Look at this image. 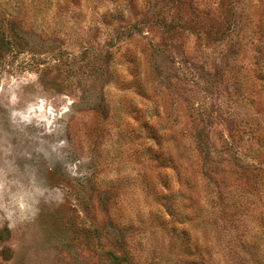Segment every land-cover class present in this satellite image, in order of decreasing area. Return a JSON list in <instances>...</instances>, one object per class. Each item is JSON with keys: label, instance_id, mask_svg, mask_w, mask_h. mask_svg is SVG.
I'll return each mask as SVG.
<instances>
[{"label": "rangeland", "instance_id": "obj_1", "mask_svg": "<svg viewBox=\"0 0 264 264\" xmlns=\"http://www.w3.org/2000/svg\"><path fill=\"white\" fill-rule=\"evenodd\" d=\"M0 264H264V0H0Z\"/></svg>", "mask_w": 264, "mask_h": 264}]
</instances>
